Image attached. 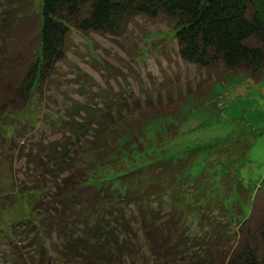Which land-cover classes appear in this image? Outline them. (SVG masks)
I'll return each mask as SVG.
<instances>
[{
	"label": "trees",
	"instance_id": "trees-1",
	"mask_svg": "<svg viewBox=\"0 0 264 264\" xmlns=\"http://www.w3.org/2000/svg\"><path fill=\"white\" fill-rule=\"evenodd\" d=\"M41 5L37 43L27 50L34 55L24 60V72L22 64L18 68L22 55L0 50V127L9 115L29 108L35 91L56 74L71 31L124 38L138 18L164 21L175 32L180 59L200 70L203 81L196 79L177 98L166 91L157 100H112L104 92L103 100L66 104V119L57 115L53 126L61 139L41 146L50 169L39 163L54 177L49 186L54 192L32 207L27 239L34 241V252L25 264H264V178L250 194L232 172L217 175L219 184L205 173L193 178L188 170L199 159L193 150L148 164L138 158L148 148L149 124L183 123L185 109H202L222 84L264 81V0H41ZM80 79L81 89L91 93L89 78ZM18 138L23 145L10 139L0 157L24 159L30 137ZM228 188L240 199L226 197ZM197 217L202 230L185 236L182 225L189 227V219ZM138 234L145 252L137 248ZM10 251L19 257L17 248Z\"/></svg>",
	"mask_w": 264,
	"mask_h": 264
},
{
	"label": "rangeland",
	"instance_id": "rangeland-1",
	"mask_svg": "<svg viewBox=\"0 0 264 264\" xmlns=\"http://www.w3.org/2000/svg\"><path fill=\"white\" fill-rule=\"evenodd\" d=\"M11 1L0 0V50L3 52L4 48L8 53L15 51L22 55L21 61L16 55L11 58L15 63L16 59L20 61L18 68L22 64L21 72H24V60L34 55L32 52L28 56L27 50L32 42L37 43L42 5L41 0ZM7 37L8 42L4 43L2 39ZM10 38L13 42L9 44ZM85 76L91 82V93L81 89L83 80L80 78ZM202 76L200 70L180 59L175 32L164 21L138 18L124 38L71 31L66 59L58 65L56 74L35 91V101L29 108L9 115L5 126L0 127L3 151L8 149L1 145L12 138H17V147L23 145L18 134L28 133L30 137L28 145L24 146V159L15 155L12 162L10 152L8 161L0 157V264H13L14 259L17 264L20 257L24 259L18 264H25L28 254L34 252V241L27 239L35 219L32 207L36 201H43L49 192H54L49 189L54 177L46 175L39 163L47 162L43 168L50 169L49 162L42 158L41 146L56 144L61 139L62 133L53 126L57 115L66 119L64 108L69 101L103 100L104 92L112 100H143L151 96L157 100L166 91L177 98L176 93L185 94L196 79L203 81ZM189 109L183 113L186 117L183 123L175 121L169 127L167 122L156 120L147 125L144 132L148 148L138 157L140 162L148 164L186 157L193 150L199 158L188 170L193 178L205 173L215 179L217 175L232 172L235 181L240 179L253 194L264 178V81L256 83L247 79L222 84L206 99L202 109L196 112ZM217 170L219 173L215 172ZM214 182L219 184L221 180ZM39 187L45 188L44 191L31 192ZM229 189L226 197L240 199ZM250 208L248 204L246 215H250ZM201 226L198 217L195 221L191 218L189 227L182 225L181 232L194 236L197 229L202 230ZM138 227L136 224L135 230L138 231ZM205 230L207 228L203 232ZM136 245L139 252L146 251L141 234ZM12 246L17 248L19 257L14 258L10 251ZM46 246L51 248L49 243ZM139 258L145 261L143 256ZM184 258L187 257L181 255V260ZM52 264L62 263L54 261Z\"/></svg>",
	"mask_w": 264,
	"mask_h": 264
}]
</instances>
